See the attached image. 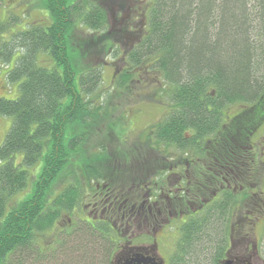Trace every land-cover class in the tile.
Returning <instances> with one entry per match:
<instances>
[{
    "label": "trees",
    "instance_id": "trees-1",
    "mask_svg": "<svg viewBox=\"0 0 264 264\" xmlns=\"http://www.w3.org/2000/svg\"><path fill=\"white\" fill-rule=\"evenodd\" d=\"M44 8L47 24L8 34L10 22L0 23V62L13 63L6 79L18 84L14 100L0 98V117L12 120L0 146V264H107L108 237L82 224L68 233L54 225L74 221L85 191L81 172L94 179L102 171L94 157L108 156V144L90 161L84 151L103 120L113 118L109 93L104 98L100 91V56L114 53L121 36L107 31L103 0H44ZM143 18L113 88L161 89L150 98L163 94L169 106L149 130L152 143L211 160L248 153L250 136L264 125V0H145ZM40 55L51 66L39 65ZM236 104L244 111L225 133L226 108ZM35 167L30 192L8 207L28 189ZM231 186L181 226L170 264H224L240 227L251 236L248 188ZM256 193L253 203H263L264 194ZM238 203L246 209L240 225L232 223ZM52 230L54 250H42L37 239ZM261 254L264 260V241Z\"/></svg>",
    "mask_w": 264,
    "mask_h": 264
},
{
    "label": "flooded vegetation",
    "instance_id": "flooded-vegetation-1",
    "mask_svg": "<svg viewBox=\"0 0 264 264\" xmlns=\"http://www.w3.org/2000/svg\"><path fill=\"white\" fill-rule=\"evenodd\" d=\"M106 1L104 0L106 7H113V20L116 16L118 18L114 20L121 27L118 30H127L133 36L138 35L144 26V1ZM263 132V126H260L249 139L259 137L264 143ZM147 134V140L152 141V133ZM171 150L173 153L180 152ZM253 150L252 143L248 153L240 152L232 160L229 157L227 160L214 157L205 171L197 167L198 160L191 157L179 161L175 158L168 159L166 154L162 155L165 161L162 169L150 174L151 167L142 168L139 171L140 178L133 181L128 193L115 192L109 182L96 184L80 209L75 210L74 221L69 219L67 224H58L57 228L62 227L68 233L67 230L78 228L82 224L90 227L94 234L108 237L111 246L107 264H170L181 226L201 213L221 192L230 190L232 184L241 182L242 190L255 180L254 188H248L251 206L245 220L251 225L253 232L257 226L264 225V204L252 201L257 194L259 180V175L256 177L259 162ZM211 156L213 155L209 157ZM259 161L262 162L261 159ZM245 171L249 177L244 174ZM214 182L218 187L216 191H212ZM55 234L57 235L56 232ZM246 235L248 237L244 238ZM250 238L249 233L244 234L242 226L231 242L230 254L234 253L235 247L242 245L247 252L251 250L248 259L242 256L246 261L233 257L237 264H250V260L255 259L263 263L258 254V241ZM55 242L53 237L49 247L52 251ZM249 244L251 245L248 247Z\"/></svg>",
    "mask_w": 264,
    "mask_h": 264
},
{
    "label": "rangeland",
    "instance_id": "rangeland-1",
    "mask_svg": "<svg viewBox=\"0 0 264 264\" xmlns=\"http://www.w3.org/2000/svg\"><path fill=\"white\" fill-rule=\"evenodd\" d=\"M104 9L108 15L107 31L109 34L119 37L121 36L118 43L119 47L114 53L110 54L111 52H107L105 56H100L101 61L104 60L102 88L100 91L104 98H106V95L109 93L107 98H109V102L111 103L109 106H111L113 118H111V121H108L107 118L103 120V123L99 128L100 130L95 132V136L91 139V141H89V144L85 146L86 150L84 151V156L86 157V160L90 161L94 156V152H98L97 149L101 145L107 146L108 144V148L110 150L108 156L104 157V161L103 158L94 157V162L96 163L95 166H98L99 170H102L99 171L101 174H98L97 177L90 180L86 179L84 172H81V177L83 179L80 180L85 188L82 203L85 202L84 199H87V196L92 192V190H94L96 184L102 182L111 183L115 192H119L120 194L122 192L128 193L129 188H131L133 185V181H135L137 178H140L139 176L141 173L139 171L142 168L146 166L151 167L150 174L158 172L160 169H162V167L165 165L162 155L166 154L168 159L175 158V160L179 161L185 159V157H191L193 160H198L197 167L202 168L203 171L209 168L208 163L211 160L209 157L211 154L200 156L199 153H196V151L193 150H187L184 153H173L174 151L172 152L171 150L173 147H165L162 144L158 145L154 142L151 143V140H147L149 135L147 133H149V130L152 129L153 126H155L163 118L166 111L168 110L169 104L167 103V99L163 94L158 97L161 102L158 100V98L155 100L154 98H150L152 94L161 90H155L154 86L148 87L146 84L145 86H140L138 83H135L129 86L132 87V93H130V91L127 92V90H119L115 86L113 88V82L123 67L121 59L123 55L127 53L132 47L133 43L135 42V38H133L132 34H129L127 30H118L121 27L115 24L114 20H118L117 16L113 20L112 15H115V13L112 11L113 7L109 6ZM48 21L49 16L46 9L44 8V0H0V23L6 25V23L10 22L8 26V34L17 31H23L27 29L28 26H34L37 25V23L44 25L47 24ZM8 34L2 35L5 37L4 40L9 37ZM75 36L79 39L85 38L83 37V34H76ZM16 56L13 57V60L16 59ZM86 60L87 59H84L85 62H88V60ZM47 61L48 59L44 55H40L38 57L39 65L51 66L47 65L49 64ZM11 67H13V63L2 64L0 62V98L7 100H14L18 96V84L9 82L6 79L8 69ZM146 81L147 79L145 82ZM243 111L244 106L242 104L231 105L226 108L225 123L227 126L224 129L225 133L227 132L226 130L229 127L230 122L234 120L233 118H236ZM11 122V118L0 117V146L5 139ZM110 130L113 131V133ZM185 136L189 139L191 135L188 131H186ZM252 143L254 145L253 153H255L259 162L258 165L255 163V166L257 165L256 177L259 175L257 191L264 192V155L262 154L264 152V143L259 137L252 138L249 142H247L249 145ZM158 151L161 152V154ZM186 154L189 155L186 156ZM18 158H20V156ZM18 158L15 160L16 164H19L20 159ZM259 159H261L262 162L259 161ZM38 168L35 167L30 170L31 176L29 178L28 189L16 195L11 200L8 207L13 206L18 200H22L27 195V191L30 192L33 183L32 180H35L37 177L36 175L39 173H37V171H39ZM60 191L61 190L58 191L57 189L56 193ZM245 214V207L238 203L235 207V213H233L234 218L232 219V223H242L241 219H244L242 217L245 216ZM64 220L66 222V218H64ZM54 226L56 227L57 224ZM228 226L229 224L227 225V228ZM53 237L56 240L55 243H57L55 230L49 231L45 237L41 236V239L38 237L37 243L39 246H41L42 250H45L47 247H50V244L48 246L43 244L45 242L48 244L49 240H52L51 238ZM250 239L258 241L259 256L263 261L262 263L256 259L254 261L250 260V264H264V260L261 256V250L264 241V225L257 226L255 231L252 232ZM232 241L233 240H231V242ZM250 245L251 244H249L248 247ZM230 246L231 245L229 243V248L227 249L229 252L231 251ZM242 246L235 247L234 253H228L227 257H225V260L234 261L233 257H238L239 259H248V257L251 255V250L249 249L247 252L244 247L242 248ZM242 256H244V258H242ZM101 257H103V255H101ZM234 263L237 264L236 261H234Z\"/></svg>",
    "mask_w": 264,
    "mask_h": 264
},
{
    "label": "water",
    "instance_id": "water-1",
    "mask_svg": "<svg viewBox=\"0 0 264 264\" xmlns=\"http://www.w3.org/2000/svg\"><path fill=\"white\" fill-rule=\"evenodd\" d=\"M224 264H233V261L232 260H225Z\"/></svg>",
    "mask_w": 264,
    "mask_h": 264
}]
</instances>
